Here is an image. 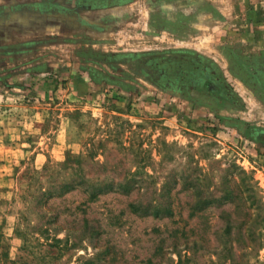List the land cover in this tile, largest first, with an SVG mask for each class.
Instances as JSON below:
<instances>
[{"label":"rangeland","instance_id":"obj_1","mask_svg":"<svg viewBox=\"0 0 264 264\" xmlns=\"http://www.w3.org/2000/svg\"><path fill=\"white\" fill-rule=\"evenodd\" d=\"M16 64L0 63V264H264V146L242 133L241 112L232 125L197 89L179 95L129 69L65 80L59 66L36 79ZM81 158L89 178L133 187L30 204L37 180Z\"/></svg>","mask_w":264,"mask_h":264},{"label":"crops","instance_id":"obj_2","mask_svg":"<svg viewBox=\"0 0 264 264\" xmlns=\"http://www.w3.org/2000/svg\"><path fill=\"white\" fill-rule=\"evenodd\" d=\"M0 63L36 79L66 66L65 80H121L123 69L166 80L194 69L213 80L197 81V100L225 108L235 126L241 112L242 133L264 146V114L223 72L264 110V0H0Z\"/></svg>","mask_w":264,"mask_h":264},{"label":"trees","instance_id":"obj_3","mask_svg":"<svg viewBox=\"0 0 264 264\" xmlns=\"http://www.w3.org/2000/svg\"><path fill=\"white\" fill-rule=\"evenodd\" d=\"M84 159L81 158L78 160L75 166L67 165L62 171H58L56 177H50L45 182H40L37 180V184L34 187L29 188V195L33 199L30 201V204L38 207L43 198L45 203L47 200H50L54 197L63 196L73 190L80 189L82 192L88 195L90 200H95L99 195L104 193L106 190L113 189L115 185L119 184L126 191H129L133 187L135 178L128 177L122 182L116 183L114 180L111 182H104L99 178H89L86 174ZM77 166V167H76ZM48 166L45 168V172ZM35 201V204L33 202ZM130 208L133 211L142 210L144 213L152 212L155 215L161 213L160 209L155 208L149 209V206L144 207L139 203H131ZM47 231V230H45Z\"/></svg>","mask_w":264,"mask_h":264},{"label":"flooded vegetation","instance_id":"obj_4","mask_svg":"<svg viewBox=\"0 0 264 264\" xmlns=\"http://www.w3.org/2000/svg\"><path fill=\"white\" fill-rule=\"evenodd\" d=\"M191 71H192L191 75L185 73L188 71H185V72L182 71L183 72L182 73L180 70L178 71V74L176 70L174 74L172 73V71H169L168 74L171 73L172 77H167L166 80H161V78H159L160 80H151V81L154 82L155 84H162V86H164L166 90H173L172 92H174L175 90H178V92H181L189 88L193 89L194 87L197 89V81L200 85H202L204 82H207L208 84L210 83V85L212 84L213 86V80H204L205 76L204 78H202L200 75H197V71H195L194 69H192ZM215 87H217V85H215Z\"/></svg>","mask_w":264,"mask_h":264}]
</instances>
